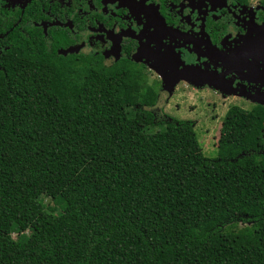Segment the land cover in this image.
Wrapping results in <instances>:
<instances>
[{
  "label": "trees",
  "instance_id": "trees-1",
  "mask_svg": "<svg viewBox=\"0 0 264 264\" xmlns=\"http://www.w3.org/2000/svg\"><path fill=\"white\" fill-rule=\"evenodd\" d=\"M6 38L0 264H264V108L230 107L208 158L135 67Z\"/></svg>",
  "mask_w": 264,
  "mask_h": 264
},
{
  "label": "flooded vegetation",
  "instance_id": "flooded-vegetation-1",
  "mask_svg": "<svg viewBox=\"0 0 264 264\" xmlns=\"http://www.w3.org/2000/svg\"><path fill=\"white\" fill-rule=\"evenodd\" d=\"M263 25L261 0H0V54L13 29L31 30L57 53L72 48L106 67L128 63L156 85L151 111L164 122L176 118L158 100L188 94L205 108H264ZM214 106L205 115L213 120Z\"/></svg>",
  "mask_w": 264,
  "mask_h": 264
},
{
  "label": "rangeland",
  "instance_id": "rangeland-1",
  "mask_svg": "<svg viewBox=\"0 0 264 264\" xmlns=\"http://www.w3.org/2000/svg\"><path fill=\"white\" fill-rule=\"evenodd\" d=\"M150 83V82H149ZM169 97V96H168ZM188 99L183 102H179L178 99L174 102L169 101L168 105H166L165 98H161L158 100V107L165 110V112L170 111L177 120H189L194 121V130L197 136V140L200 144L203 154L208 158H213L216 156L217 153V142L219 138V130L221 128V119L222 115L225 113L229 105L216 103L214 106V112L219 115L220 118L218 119H211L205 116L211 114V108L203 106L204 104L196 103V95L195 94H188ZM168 99V98H167ZM206 101V100H205ZM216 102H219L218 100ZM196 103V104H195ZM212 103V102H211ZM243 109H248L249 107L245 105H241ZM207 111V112H206ZM164 112V111H163ZM205 116L207 119H205ZM153 130H157L156 128ZM47 210H53L54 207L58 208L51 199H45L44 201ZM14 238H17L16 235H13Z\"/></svg>",
  "mask_w": 264,
  "mask_h": 264
},
{
  "label": "water",
  "instance_id": "water-1",
  "mask_svg": "<svg viewBox=\"0 0 264 264\" xmlns=\"http://www.w3.org/2000/svg\"><path fill=\"white\" fill-rule=\"evenodd\" d=\"M259 45L263 46L264 47V25L260 28V32H259ZM257 41L258 39H254V42L257 44ZM74 53H77V50H74L72 48H69L68 50L66 51H58V54L60 55H63V56H66L67 54H74ZM153 70L155 72H157L158 74L160 73V70L157 71V69L153 68Z\"/></svg>",
  "mask_w": 264,
  "mask_h": 264
}]
</instances>
